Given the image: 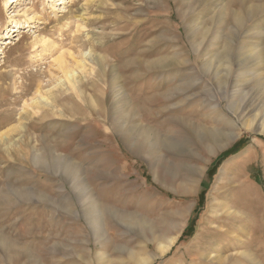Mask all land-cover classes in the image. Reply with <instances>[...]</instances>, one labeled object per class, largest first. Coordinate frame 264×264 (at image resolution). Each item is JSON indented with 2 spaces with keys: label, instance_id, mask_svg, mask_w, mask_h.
Wrapping results in <instances>:
<instances>
[{
  "label": "rangeland",
  "instance_id": "rangeland-1",
  "mask_svg": "<svg viewBox=\"0 0 264 264\" xmlns=\"http://www.w3.org/2000/svg\"><path fill=\"white\" fill-rule=\"evenodd\" d=\"M144 263L264 264V0H0V264Z\"/></svg>",
  "mask_w": 264,
  "mask_h": 264
},
{
  "label": "bare ground",
  "instance_id": "bare-ground-1",
  "mask_svg": "<svg viewBox=\"0 0 264 264\" xmlns=\"http://www.w3.org/2000/svg\"><path fill=\"white\" fill-rule=\"evenodd\" d=\"M14 30H17L16 28H14ZM7 42H12L10 41L9 39H7ZM232 52V51H231ZM224 73V72H223ZM228 74V73H227ZM223 78V77H222ZM128 122V119L126 120ZM122 123V122H121ZM124 123V122H123ZM125 126V125H124ZM128 126V125H127ZM140 126V125H139ZM129 127V126H128ZM129 130V129H128ZM134 133V131H133ZM134 136V134H133ZM137 136V135H136ZM152 137V136H151ZM227 137V136H226ZM169 138V137H168ZM217 144V143H216ZM225 144V143H223ZM20 148V147H19ZM21 149V152L24 150L23 148H20ZM19 149V150H20ZM23 149V150H22ZM24 152L26 154H28L29 152L28 151H25ZM52 153V152H51ZM49 155V154H48ZM62 156V155H61ZM48 158V157H47ZM33 163V162H32ZM36 164H37V160H36ZM41 166V165H40ZM49 166L50 167H53L55 170L59 167H62L64 169V172L66 173L67 177H70L72 179H76V180H80V184H81V188H78L77 191L79 194L84 195V192H86V186L85 184L81 183L83 182V178H82V174L84 173L83 171H81V167H79L77 165V163H75L74 161L70 160L69 158L67 157H60L58 158V160H55L54 158H52V161L49 163ZM52 170V169H51ZM59 171V170H58ZM62 171V170H61ZM60 171V172H61ZM62 175V174H61ZM65 175V176H66ZM81 176V177H80ZM71 179V180H72ZM74 184V183H73ZM20 193L22 194H26L25 191L23 190H20ZM35 193V192H34ZM37 193V192H36ZM33 194V193H32ZM251 194V193H250ZM246 197V196H245ZM32 198V197H31ZM25 199V198H24ZM250 200V199H249ZM252 200V199H251ZM98 205V204H96ZM249 205V203H248ZM241 206V205H240ZM242 207V206H241ZM90 208V207H89ZM232 208V209H231ZM244 208V206H243ZM249 211V210H248ZM97 212H99L97 210ZM223 214L224 215H230L232 217H234L235 219H240L241 221L245 220L246 218V212L241 208H239L238 206H235V205H229L228 209L223 211ZM87 216L90 218L91 222H92V225L93 228L95 229H101V224L99 223V215L98 213L95 212L94 209H90V211H88L87 213ZM249 217L247 216V219ZM137 223V222H136ZM143 224V223H142ZM176 237H171L169 238L167 241H164V242H159L158 243V250L160 253H166L168 252L171 247L174 245V243L176 242ZM144 261V260H143ZM142 262V261H141ZM145 264V263H144Z\"/></svg>",
  "mask_w": 264,
  "mask_h": 264
},
{
  "label": "trees",
  "instance_id": "trees-1",
  "mask_svg": "<svg viewBox=\"0 0 264 264\" xmlns=\"http://www.w3.org/2000/svg\"><path fill=\"white\" fill-rule=\"evenodd\" d=\"M215 165V164H214Z\"/></svg>",
  "mask_w": 264,
  "mask_h": 264
}]
</instances>
